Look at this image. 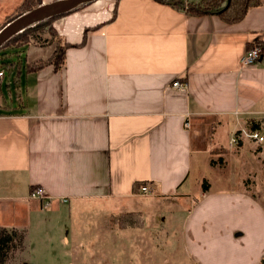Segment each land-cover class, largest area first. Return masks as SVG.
<instances>
[{
	"label": "crops",
	"instance_id": "obj_1",
	"mask_svg": "<svg viewBox=\"0 0 264 264\" xmlns=\"http://www.w3.org/2000/svg\"><path fill=\"white\" fill-rule=\"evenodd\" d=\"M22 1L0 0V23ZM53 24L74 45L64 65L0 79V225L24 236L10 258L22 260L33 237L70 243L63 231L73 222L74 238L90 226L114 232L112 216L132 211L142 216L138 230L182 223L193 264H260L264 204L243 174L230 187L227 177L215 187L206 180L205 190L200 169H224L213 168L220 147L260 169L264 141L231 147L229 139L238 121L249 130L258 123L264 135V54L240 63L248 48L264 46V0L235 22L157 0H96ZM55 48L30 44L18 58L47 59ZM176 79L186 85L172 86ZM14 82L17 104L6 99ZM140 181L150 193L135 188ZM39 186L48 207L30 197Z\"/></svg>",
	"mask_w": 264,
	"mask_h": 264
},
{
	"label": "rangeland",
	"instance_id": "obj_2",
	"mask_svg": "<svg viewBox=\"0 0 264 264\" xmlns=\"http://www.w3.org/2000/svg\"><path fill=\"white\" fill-rule=\"evenodd\" d=\"M42 34L44 38L50 37L47 31ZM25 77L26 75H23L20 80L24 82ZM8 78L11 76H5V84ZM20 84L18 86H21ZM17 90L16 83H12L11 90L6 92V99L13 100L15 104L19 103ZM216 150L218 152L212 154L215 161L213 168L221 167L216 164L220 163L224 169H221L222 172L220 170L215 172L209 167L202 166L200 172L203 171L202 176L206 177L203 181L210 180L215 187L218 183L215 180L227 177L228 183L224 180L221 182L230 187L232 184L236 186L243 179L244 185L254 194V197L264 204V156L259 160L260 165L254 164V167L257 166L255 169L260 168L257 174L251 170L249 164H245L247 158H240L239 152L221 147ZM220 150L227 153L221 154ZM249 156L253 155L249 153ZM224 159L227 162H224ZM241 174H243L242 179ZM237 177L238 180H236ZM179 214L181 213H178L177 217L181 219ZM163 223L166 225L165 220ZM178 224L179 222H175L172 226L164 225L165 227L152 230H138L135 227L121 229L116 226L115 231L111 233L96 232L90 226L86 229L88 231L86 234L74 238L71 230L73 222L71 229L68 226L63 231V235L68 236L70 243L64 244V240L59 237L56 242L49 245L39 241L38 237H33L35 240L30 242V252L22 260L20 258L13 260L9 257L7 264H193L183 250L182 223Z\"/></svg>",
	"mask_w": 264,
	"mask_h": 264
},
{
	"label": "trees",
	"instance_id": "obj_3",
	"mask_svg": "<svg viewBox=\"0 0 264 264\" xmlns=\"http://www.w3.org/2000/svg\"><path fill=\"white\" fill-rule=\"evenodd\" d=\"M157 1L167 2L174 6L182 7L190 14L216 13L225 21L235 22L241 20L250 7L261 4L263 0H201L200 2H188V6L185 7L180 5V2H182L180 0ZM41 4H43V0H23L21 4L0 23V29L22 14ZM86 4H81L71 11L46 18L16 33L5 41L0 46V79L12 75L20 77L23 72H34L49 65H52L57 70L60 69L65 63L67 48L74 45L62 39L53 24L54 20L59 16L76 11ZM45 31L49 33L50 37H43L42 33H45ZM52 43H56V48L53 54L47 59L28 62L25 58H18L21 48L27 45L45 46ZM257 45H262V43L257 42ZM259 127V124L256 123L252 125L250 129L257 130ZM143 185H147V182L140 181L134 184L135 188L138 186L141 188ZM203 188L205 190L208 188L207 181H203ZM112 221L121 229L143 226L142 216L139 212L131 211L117 213L112 216ZM23 239V234L17 229H9L0 225V264H7L12 250L23 248ZM260 264H264V259Z\"/></svg>",
	"mask_w": 264,
	"mask_h": 264
},
{
	"label": "water",
	"instance_id": "obj_4",
	"mask_svg": "<svg viewBox=\"0 0 264 264\" xmlns=\"http://www.w3.org/2000/svg\"><path fill=\"white\" fill-rule=\"evenodd\" d=\"M96 0H54L43 3L32 10L22 14L0 29V46L16 33L54 15L71 11L81 4Z\"/></svg>",
	"mask_w": 264,
	"mask_h": 264
},
{
	"label": "built area",
	"instance_id": "obj_5",
	"mask_svg": "<svg viewBox=\"0 0 264 264\" xmlns=\"http://www.w3.org/2000/svg\"><path fill=\"white\" fill-rule=\"evenodd\" d=\"M264 54V46L263 45H253L248 48L247 51L242 56L240 63L242 66H249L256 64ZM185 82L179 79H176L172 82V86L181 87L185 86ZM239 129L238 131L229 139V145L234 147L239 144L240 140L244 137L255 140L258 143L264 141V135L259 130H249L244 127L240 121H238ZM141 193H150L151 188L147 185H143L141 187ZM30 197L34 199H40L43 203L44 207H48L51 203V197L46 193L43 187H36L31 190Z\"/></svg>",
	"mask_w": 264,
	"mask_h": 264
}]
</instances>
